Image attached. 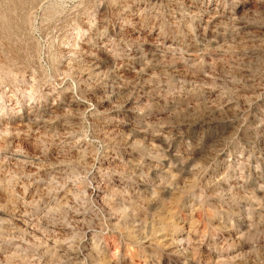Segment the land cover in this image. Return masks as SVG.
I'll return each mask as SVG.
<instances>
[{"label":"rangeland","instance_id":"1","mask_svg":"<svg viewBox=\"0 0 264 264\" xmlns=\"http://www.w3.org/2000/svg\"><path fill=\"white\" fill-rule=\"evenodd\" d=\"M190 1L0 0V264H264V0Z\"/></svg>","mask_w":264,"mask_h":264},{"label":"bare ground","instance_id":"2","mask_svg":"<svg viewBox=\"0 0 264 264\" xmlns=\"http://www.w3.org/2000/svg\"><path fill=\"white\" fill-rule=\"evenodd\" d=\"M190 1V0H189ZM188 4V3H187ZM189 7H191L192 9H190V11H192V12H194V13H196V12H198V11H200V7H198V6H195V4L192 2V1H190L189 2ZM194 8V9H193ZM216 10V9H215ZM206 11V10H205ZM197 14V13H196ZM209 19V18H208ZM214 19V18H213ZM89 54H90V52H89Z\"/></svg>","mask_w":264,"mask_h":264}]
</instances>
